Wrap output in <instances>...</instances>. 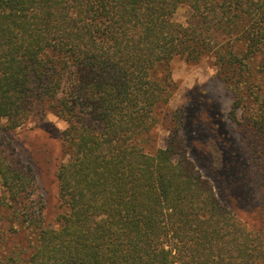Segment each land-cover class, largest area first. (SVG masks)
I'll list each match as a JSON object with an SVG mask.
<instances>
[{"label":"trees","instance_id":"16d2710c","mask_svg":"<svg viewBox=\"0 0 264 264\" xmlns=\"http://www.w3.org/2000/svg\"><path fill=\"white\" fill-rule=\"evenodd\" d=\"M176 57L213 58L264 192V0H0V264H264V221L239 219L190 159L184 109L147 149ZM48 112L67 123L50 219L6 137Z\"/></svg>","mask_w":264,"mask_h":264},{"label":"rangeland","instance_id":"374dc122","mask_svg":"<svg viewBox=\"0 0 264 264\" xmlns=\"http://www.w3.org/2000/svg\"><path fill=\"white\" fill-rule=\"evenodd\" d=\"M190 14L191 7L184 5L178 8L174 18L185 22ZM172 77L176 89L169 103L160 109L155 139L147 149L152 151L166 145L170 127L176 124L173 111L184 109L181 135L188 156L213 183L222 203L239 219L258 228L261 220L264 221V192L239 159L242 154L250 160L243 147L240 126L230 115L233 98L219 76L213 58L188 62L176 57L172 60ZM66 126L63 118L48 112L43 120L33 116L6 135L11 147L20 150L23 160L34 167L48 219L54 218L59 211L56 170L63 148L61 131ZM17 239L10 241L8 246Z\"/></svg>","mask_w":264,"mask_h":264}]
</instances>
